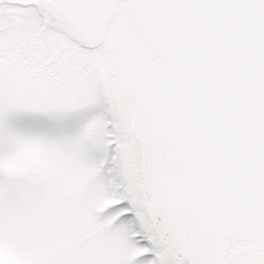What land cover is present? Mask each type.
Returning <instances> with one entry per match:
<instances>
[{
  "label": "snow or ice",
  "instance_id": "snow-or-ice-1",
  "mask_svg": "<svg viewBox=\"0 0 264 264\" xmlns=\"http://www.w3.org/2000/svg\"><path fill=\"white\" fill-rule=\"evenodd\" d=\"M0 264H264V0H0Z\"/></svg>",
  "mask_w": 264,
  "mask_h": 264
}]
</instances>
